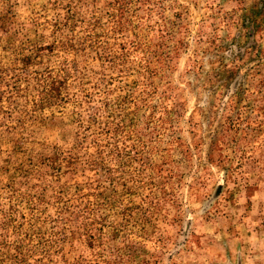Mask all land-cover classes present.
Listing matches in <instances>:
<instances>
[{"label": "rangeland", "instance_id": "obj_1", "mask_svg": "<svg viewBox=\"0 0 264 264\" xmlns=\"http://www.w3.org/2000/svg\"><path fill=\"white\" fill-rule=\"evenodd\" d=\"M0 264H264V0H0Z\"/></svg>", "mask_w": 264, "mask_h": 264}]
</instances>
